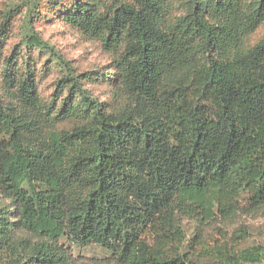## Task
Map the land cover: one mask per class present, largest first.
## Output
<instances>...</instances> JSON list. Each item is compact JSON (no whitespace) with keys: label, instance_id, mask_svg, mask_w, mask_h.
Listing matches in <instances>:
<instances>
[{"label":"trees","instance_id":"16d2710c","mask_svg":"<svg viewBox=\"0 0 264 264\" xmlns=\"http://www.w3.org/2000/svg\"><path fill=\"white\" fill-rule=\"evenodd\" d=\"M26 0L22 43L56 54L33 29ZM65 22L114 54L121 102L112 111L71 69L60 88L81 98L45 108L30 66L0 73V264H69L62 237L97 243L120 264H202L185 245L183 218L199 225L264 207V0H48ZM251 48L247 54L242 53ZM231 57V58H230ZM73 118L71 129L53 122ZM23 228L36 240L14 239ZM207 249V247H206ZM215 264H255L256 248L226 242Z\"/></svg>","mask_w":264,"mask_h":264},{"label":"rangeland","instance_id":"374dc122","mask_svg":"<svg viewBox=\"0 0 264 264\" xmlns=\"http://www.w3.org/2000/svg\"><path fill=\"white\" fill-rule=\"evenodd\" d=\"M25 1L0 0V20L5 9L22 5ZM59 10L60 6L52 9L48 0H41L36 6V17L33 18L34 31L55 49L56 54L27 47L21 42L23 32L20 27L26 11L24 7L21 15L16 17L11 35L2 39L0 73L4 67V59L9 57L15 59L22 68L29 65L35 75L39 99L54 115L64 101L71 100L79 105L83 104L81 98L70 92V86L59 87V82L64 79L70 68L74 76L88 75V78L81 79L82 88L87 89L89 95L102 104L106 111L114 110L121 102L117 92L114 54L106 50L99 40L88 39L77 28L65 22ZM263 36L264 31L254 30L245 40L248 45H253ZM74 124L73 118H67L53 122L52 127L68 130ZM0 205L8 207L11 211L13 209L12 203L1 194ZM182 225L186 240L181 250L188 249L202 264L216 263L214 256L207 253L208 247L216 242H226L236 252L256 248L264 254V207L257 214L238 213L228 220L215 218L204 225H199L190 218H183ZM22 238L36 240L32 234L18 226L14 239ZM60 243L64 244L69 255V264H120L116 254L100 244L80 243L66 237H62ZM255 264H264V258Z\"/></svg>","mask_w":264,"mask_h":264},{"label":"clouds","instance_id":"9594fccd","mask_svg":"<svg viewBox=\"0 0 264 264\" xmlns=\"http://www.w3.org/2000/svg\"><path fill=\"white\" fill-rule=\"evenodd\" d=\"M256 30L264 31V24H260V25H258ZM252 47H255V45H253ZM251 50H252L251 48H248V49H246L242 54H243V55H247ZM230 58H231V57H230Z\"/></svg>","mask_w":264,"mask_h":264}]
</instances>
